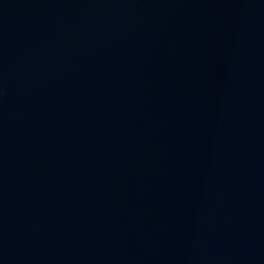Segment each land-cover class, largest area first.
Wrapping results in <instances>:
<instances>
[{"label": "water", "instance_id": "obj_1", "mask_svg": "<svg viewBox=\"0 0 264 264\" xmlns=\"http://www.w3.org/2000/svg\"><path fill=\"white\" fill-rule=\"evenodd\" d=\"M0 264H264V0H0Z\"/></svg>", "mask_w": 264, "mask_h": 264}]
</instances>
